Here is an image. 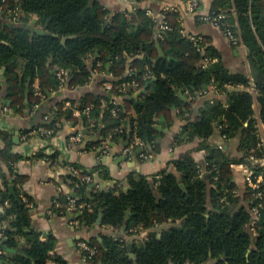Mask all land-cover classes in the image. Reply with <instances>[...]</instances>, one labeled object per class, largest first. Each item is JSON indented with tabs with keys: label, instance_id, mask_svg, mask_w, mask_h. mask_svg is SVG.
I'll list each match as a JSON object with an SVG mask.
<instances>
[{
	"label": "trees",
	"instance_id": "1",
	"mask_svg": "<svg viewBox=\"0 0 264 264\" xmlns=\"http://www.w3.org/2000/svg\"><path fill=\"white\" fill-rule=\"evenodd\" d=\"M19 5V23L13 28L5 16L0 18V70L4 68L0 88L6 85L8 107L15 113L24 109L26 86L29 111L42 103L41 96L33 91V83L38 79L44 97V90L53 88L50 69L62 70L66 78L72 76L68 86L72 89L85 86L94 71L105 72L110 64L111 87L80 101L81 111L90 107L93 129L101 137L120 138L139 151V160L144 161L135 141L145 144L146 154H156V125L175 107L181 110L183 125L173 147L197 142L190 151L205 153L202 168L191 152L173 161L179 177L168 172L167 167L155 182L131 172L125 178L126 190L89 189L91 184L82 183L80 178L90 172L72 166L80 171L78 176L71 174L74 196L70 197L80 198L73 211L78 223L95 225L101 215V227L120 231L126 226L124 237L101 235L100 241H89L95 254L87 263L264 264V183H259L257 190L262 192L261 197H256L249 187L238 195L231 169L243 165L253 178L264 179V148L258 125L260 122L264 133V0H214L210 12H223L221 29H230L240 39L247 60L257 71L255 79L231 73L221 53L204 37L191 42L182 34L174 11L166 13L170 31L161 40L143 10L109 15L97 0H19ZM30 16H35L49 35L31 34L27 27ZM159 48L163 57H159ZM91 58L89 67L86 60ZM204 62L205 69L201 67ZM145 73L151 78L144 79ZM54 78L58 85L56 75ZM129 81L138 84L136 91L146 89V93L138 98H131L135 92L132 90L120 93L118 86ZM211 89L225 96L227 103L204 102L192 120L190 105ZM177 91L187 93L191 104L182 101ZM68 99L42 115V120L47 117L43 126L52 133L57 131L56 124L62 117L73 120L71 110H62ZM87 120L82 118L84 126ZM215 130L225 142L238 139V156L209 144ZM8 137V133L0 132V144H4L0 148L4 187L0 199L2 205L9 202L0 213V224L12 218L7 229L0 225V260L8 264H47L54 239L42 241L39 233L30 230L27 201L18 193L10 196L7 192L9 185L17 184L11 166L20 159L10 152L12 141ZM95 171L99 169H93L91 174ZM59 204L64 208L65 198ZM165 224L168 226L159 235L156 229ZM147 230L143 244L124 239ZM20 238L26 240L27 246H19ZM53 261L65 264L58 258Z\"/></svg>",
	"mask_w": 264,
	"mask_h": 264
},
{
	"label": "crops",
	"instance_id": "2",
	"mask_svg": "<svg viewBox=\"0 0 264 264\" xmlns=\"http://www.w3.org/2000/svg\"><path fill=\"white\" fill-rule=\"evenodd\" d=\"M97 1L109 15L125 12L134 13L136 10L145 11L146 9L156 13L162 11L165 7L173 8L181 29L187 35L202 36L204 39H207L209 45L221 53L223 63L231 73L245 74L251 79L257 78L258 74L254 66L255 73L252 76L250 69V64L252 63L247 60L246 49L243 46L235 47L231 45L219 28L199 20L200 16L210 14L214 0H198L199 10L194 15L189 12L188 0ZM27 27L43 30L37 24L35 16L29 17ZM92 61V58L87 59L86 64L91 67ZM109 68L110 64H107L105 72L94 71L85 86L72 89L68 87L72 76L67 75L66 78L62 70L57 71V68L50 69L49 73L53 88L44 90L43 97L40 94L38 79L34 81L33 91L35 95L41 96L42 103L32 106L31 111L28 109V86H26L23 101L24 109L18 113H15L12 108L8 107L10 101L7 98L6 85L3 84L0 88V132L9 134L10 137L8 139L12 141L10 152L20 157L11 166L17 178V184L13 185L15 187L14 192L15 194L18 193V196L24 202L27 201L28 214L31 221L30 230L39 233L42 241H45L48 237L54 239L53 250L49 253L50 258L47 264H57L53 261L55 258L64 261L65 264H85L83 253L79 249L80 242L85 241L89 243L93 239L100 241L101 235H119L124 237L121 230L116 231L112 228L101 227L100 222L98 224L97 221L92 226L80 225L73 212L66 210V205L64 208H62V205L60 206L59 200L61 198H65L67 202L68 198L74 196V186L70 171L72 166L76 165L82 171L90 172V175L85 174V176H89L91 179V182L87 184H91L89 189L107 191L114 187L126 190L125 178L131 172H137L147 177V181L149 182H155V179L159 178V172L166 167L168 168V172L177 173L172 163L175 160L182 159L185 153L191 152L190 155L200 166L204 161L205 153L203 151H190L196 147L197 142L173 147L174 138L180 134L183 125L181 110L175 107L174 109L171 108L166 116H161L163 117L165 127L157 130L161 127V117L159 118V122L155 128L158 151L147 160H139V151H134L132 146L127 145L120 138L101 137L98 130L93 129L94 120L89 116L90 107L84 108L81 111L80 101L86 95L96 96L99 92L108 90V87H111L110 82L112 78ZM128 70L127 63L126 73ZM55 75L59 81L58 85L54 78ZM141 91H135L133 96L139 94ZM182 95L183 99L181 100L191 104V98L188 97L187 93ZM65 98H69V101L64 102L62 110H71L73 120H67L65 116L62 117L56 124L57 131L52 133L51 130H47L43 126L47 117L42 120V115L51 108H54L59 101ZM214 100L227 103L225 96L215 92H209L203 97H198L190 105V117L192 120L197 118V112L204 102L211 103ZM3 107H7L8 111L6 113L2 111ZM254 111L255 118L258 120V107L256 104H254ZM129 115H132V112ZM83 117L88 118L86 122L87 126L83 125ZM258 125L261 135V146L264 148L263 127L260 122H258ZM209 144L222 148L223 152H227L231 156L236 157L239 155L237 152L238 139L225 142L220 137L218 130L214 131L209 139ZM0 148H4L3 143L0 144ZM262 163L264 164V158L261 161V165ZM93 169H99V172L95 171L91 174ZM231 169L234 183L238 188V195H242L244 188L247 187L244 173L249 170L243 165H234ZM7 192L10 196H14L11 195L9 187ZM76 199L78 201L80 198ZM55 202L60 207H56ZM7 206H9V202L5 201L2 205L0 199V213ZM83 206L81 205L80 207ZM61 208L62 210L60 211L55 210ZM99 216L101 220V215ZM11 219L2 221L0 224L2 228L7 229ZM167 226V224L159 226L156 232L160 235L163 228ZM148 231H143L133 237H126L124 239L130 243L143 244L147 241ZM19 246H27L26 240L20 238ZM0 264L8 263L0 260Z\"/></svg>",
	"mask_w": 264,
	"mask_h": 264
},
{
	"label": "built area",
	"instance_id": "3",
	"mask_svg": "<svg viewBox=\"0 0 264 264\" xmlns=\"http://www.w3.org/2000/svg\"><path fill=\"white\" fill-rule=\"evenodd\" d=\"M141 1V0H140ZM12 4V6H10ZM188 7H189V12L191 14H196L197 11L199 10V1L198 0H188ZM169 11H175L173 8H163L162 11L160 12H152L149 9L145 10V15L152 21L154 28L157 32V38L163 39L165 37L166 32L170 31V26L167 21L166 13ZM21 15V10H20V5H19V0H0V17H6V22L10 24H18L19 19ZM224 18L223 12H220L217 15H204L200 16L199 20H201L203 23H208L210 25H213L221 30L225 38L228 40V42L235 46H242L240 43V39L236 36L235 33H233L230 29L225 28L221 29L220 22ZM183 35H186L191 42H198L201 40L199 36H194V35H187L186 33L182 32ZM207 63L204 62L202 64V68H206ZM151 75L149 73H145L144 79H150ZM138 87V84L134 81H129V82H122L118 86V91L120 93H126L129 90L136 91ZM110 87H108L109 89ZM210 92L214 93V90H210ZM208 94V93H207ZM205 94V95H207ZM2 111L6 113L8 111L7 107H3ZM135 145H138L140 148L141 154L140 157L143 160H147L151 158V155L146 154L145 150V144L140 141H136ZM264 166V164L262 163ZM71 174L78 176L80 171L75 170L73 168H70ZM82 183L89 184L91 182V179L89 176H83L80 178ZM244 180L245 183L247 184V187H249L251 190H253L256 197H261L262 192H257L259 189V183H264V179L262 176H258L256 178H253V173L251 171H246L244 173ZM4 189L3 187V181L0 176V191ZM76 198H68L67 204H66V210L73 212L76 209ZM56 207H60L57 202H55ZM256 213V212H254ZM256 220V219H255ZM254 220V221H255ZM251 225H254V222L251 223ZM3 239V232L0 231V241ZM79 249L83 253V258H84V263L87 264V260L91 259L92 256L95 254V250L85 241H82L79 243Z\"/></svg>",
	"mask_w": 264,
	"mask_h": 264
},
{
	"label": "water",
	"instance_id": "4",
	"mask_svg": "<svg viewBox=\"0 0 264 264\" xmlns=\"http://www.w3.org/2000/svg\"><path fill=\"white\" fill-rule=\"evenodd\" d=\"M33 24H34V21H33ZM13 26H14L13 24H9V27H10V28H13ZM28 29H29V31L31 32V34H36V35H40V36H42V35H49V33H47L46 31H43V30L33 29L32 27H29ZM95 56H97V54H95ZM159 57H163V54H162L160 48H159ZM250 69H251L252 76H253V74L255 73V71H254V69H253V65H252V64H250ZM3 72H4V68H2V69L0 70V76H1V77H2V75H3ZM145 90H146V89H143L139 94L133 96L132 98H135V97H138V96L143 95L144 92H145ZM177 95H178L181 99H183V95H182V92H181V91H177ZM172 108L174 109V107H172ZM160 121H161V124H160L161 127H159L157 130H159V129L162 128V127H165L164 122H163V117L160 118ZM174 174H175V176L178 177L177 173H174ZM9 191H10L11 195H14V196H15L14 186H13V185H10V186H9ZM129 217H130V213L127 212V214H126V218L128 219ZM99 222H100V216L98 217V220H97V223H98V224H99ZM125 229H126V226L124 225V226L122 227V229H121V232H124ZM131 257H133V256L131 255Z\"/></svg>",
	"mask_w": 264,
	"mask_h": 264
}]
</instances>
